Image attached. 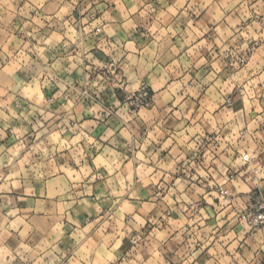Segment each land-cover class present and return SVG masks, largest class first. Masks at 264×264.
Returning <instances> with one entry per match:
<instances>
[{"label":"clouds","instance_id":"clouds-1","mask_svg":"<svg viewBox=\"0 0 264 264\" xmlns=\"http://www.w3.org/2000/svg\"><path fill=\"white\" fill-rule=\"evenodd\" d=\"M0 264H264V0H0Z\"/></svg>","mask_w":264,"mask_h":264}]
</instances>
